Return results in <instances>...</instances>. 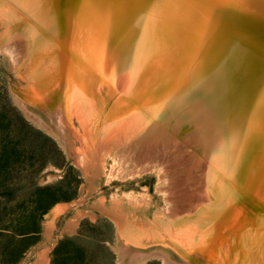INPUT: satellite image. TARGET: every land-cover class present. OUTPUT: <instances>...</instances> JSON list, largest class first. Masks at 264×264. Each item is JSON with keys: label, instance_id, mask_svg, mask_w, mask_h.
Here are the masks:
<instances>
[{"label": "rangeland", "instance_id": "obj_1", "mask_svg": "<svg viewBox=\"0 0 264 264\" xmlns=\"http://www.w3.org/2000/svg\"><path fill=\"white\" fill-rule=\"evenodd\" d=\"M43 1L38 5L40 10L57 0H46L44 4ZM118 3L117 0H67V5L63 4L67 18L64 41L72 49L68 41L78 38L73 46L76 50H84L89 57L85 64L81 62L83 66L75 65L78 62L74 57L78 53L74 47L68 51L65 44L57 45L63 49V58L57 56V60L48 58L47 62L38 63L29 57L17 64L11 53L0 49V264H124L119 259L118 222L108 208L118 205L126 212L124 216L131 225L164 214L167 198L160 187L164 177L158 167H135L132 161L119 154V148L101 156L95 151L90 157L84 140L73 132L66 147L59 137L27 117L14 98V93H19L45 108L46 104L53 103L55 93L63 91L74 127L86 140L88 134L95 139L110 128L115 130L116 125L130 131L132 122L147 124L152 113H177L178 104L189 95L196 82L197 77L187 72L197 65L194 56L182 58L174 52L145 51L137 60L136 74L130 77L132 82L129 79L125 86L120 84L116 58L109 50H105L106 56L101 58L104 69L93 62L95 52L100 56L99 42L106 37V27L111 30L116 22ZM94 7L96 10L92 9ZM58 8L61 16L62 7ZM104 9L106 12L102 11ZM6 18L0 14V36L6 32ZM211 71L216 75L212 81L204 78L207 82L202 88L207 92L205 98L225 124L238 129L237 137L241 140L230 151L234 157L230 158L228 175L237 174L243 185L249 187L248 195L253 194V197L242 196L243 208L248 210L246 215L239 208V198L229 206L240 210L233 211L225 221L230 222V227L242 229L252 220L261 222L253 216V211L264 204V139L259 134H251L246 113L249 107L255 116L250 124H257L258 118L264 115L263 101L247 87L249 82H241L231 75L219 76L217 73L222 72L219 67ZM257 73L264 79L263 69ZM241 83L249 93L243 92ZM261 89L264 91V83ZM244 95L249 96V101ZM259 103L261 107H257ZM41 195L50 196L49 202L52 196L56 199L45 213L44 205L38 201ZM204 213L208 215V211ZM220 218L210 222L191 218L189 222L172 223L169 232L161 228V237L144 236L140 240L150 245L166 243L185 257L187 253L191 255L190 247L201 249L205 253L195 255L199 264H218V260L225 264L220 259L225 248L230 246L233 254L238 252L237 235L227 233L224 228L228 223ZM258 244L264 252V239ZM263 258L262 253L257 256L259 264H264ZM138 264L164 263L159 257H151ZM226 264H231L227 257Z\"/></svg>", "mask_w": 264, "mask_h": 264}, {"label": "bare ground", "instance_id": "obj_2", "mask_svg": "<svg viewBox=\"0 0 264 264\" xmlns=\"http://www.w3.org/2000/svg\"><path fill=\"white\" fill-rule=\"evenodd\" d=\"M42 1L0 0V14L8 20L6 32L0 36V49L11 53L17 64L29 57L36 63L41 60L47 62L48 58L57 60L62 56L63 50H60L58 44H65L68 51L77 49L73 43H78V38L77 40L74 38L73 42L71 39L68 41L71 42L72 49L64 41L67 18L64 16L63 4H66L67 0H57L55 4L48 3L47 7L42 6L40 10L38 5ZM117 1L120 13H117L116 22L110 27L111 30L106 27V37L99 42L100 56L95 52L93 62L99 63V67L104 69L101 58L106 56L105 50H109L116 58L120 84L125 86L124 83L136 74L137 62L145 51L155 54L162 53L161 50L164 54L174 52L182 58L187 55L194 56L193 61L197 62V65L190 67L187 72L197 77L196 82L192 85L189 95L178 104L177 113H152L149 120H146L147 124L137 125L132 122L130 131L116 125L113 127L115 130L110 128L95 139L88 134L86 140L74 127L69 113L70 108L69 110L67 108V95L63 91L54 94L53 103L46 104V109L26 100L19 93H14V98L27 117L59 137L66 147L73 132L84 140L90 157L94 156L95 151L101 156L108 150L113 152L112 150L119 148V154L132 161L135 167L144 166L150 169L158 167L162 172L164 182L160 187L167 198L163 215H157L154 220L140 222L139 225L135 223L132 226V222L124 216L126 212L118 205L115 208L106 207L118 222V250L122 263L138 264L151 257H159L164 264H199L195 255L198 252L205 253L201 249L190 247L191 255L187 253L185 257L178 255L179 252L176 250L177 254L175 248L166 243L150 245L142 243L140 239L144 236L161 237V228L169 232V224L189 222L191 218L201 221L207 219L210 222L221 217L220 221H225L230 219L233 211L237 212L240 209L244 215L247 214L248 210L243 208V197H247L249 187L243 185L237 174L228 175L230 158L233 160L234 157L230 151L236 143L241 142L237 137L238 129L225 124L223 118L216 114L210 101L205 98L207 92L202 88L207 84L204 78L206 81H212L216 74H212L211 70L219 67L222 72L217 75L222 77L231 75L241 82H249L250 86L247 87L253 94L257 93L260 101H263L261 103L264 110V91L261 89L264 79L257 73L260 69L264 70V0ZM58 7H62L61 16ZM105 10L102 11L106 12ZM88 11H91V7L87 13ZM2 21L4 22L3 19ZM69 33L71 36L74 35L72 31ZM85 33L87 35V32ZM143 48L146 49L141 51ZM76 51L78 54L74 59L79 64L75 65L83 66L82 63L87 62L86 58L89 61V57L84 50ZM45 53L48 56H45ZM130 81L132 82V79ZM247 87L242 85L245 94L249 90ZM175 98L177 99V96ZM245 99L249 101V96ZM254 102L252 99L253 104ZM259 105L260 103L257 107H261ZM172 109L173 107L171 111ZM246 110L251 134H259L263 140L264 115L258 118L259 124L254 122L250 124L255 116L251 114L249 107ZM244 124L247 125V120H244ZM258 195L260 196V192ZM250 197H253V194ZM236 198H239L237 203L240 204V209L229 207ZM260 205L253 211V216L260 218V223L258 220L257 222L252 220L254 225H251V221L239 229L232 225L230 227V222L225 221L228 223V227L224 228L227 229V233L234 237L237 235L235 240L238 249V252L233 254L230 246L225 248L223 258H220L225 264L226 257L231 264H259L257 256L261 253L264 255L258 244L264 239V204ZM205 211H208V215H205ZM209 212L213 213L209 215ZM217 262L223 264L219 260Z\"/></svg>", "mask_w": 264, "mask_h": 264}, {"label": "trees", "instance_id": "obj_3", "mask_svg": "<svg viewBox=\"0 0 264 264\" xmlns=\"http://www.w3.org/2000/svg\"><path fill=\"white\" fill-rule=\"evenodd\" d=\"M49 197L50 196H40V198L38 199V201H39V203L43 206V208L45 209L44 210V213H45V211H47L50 207H51V205L53 204V203H55V201H56V199L54 198V196H52V200L49 202ZM24 233H22V235H23Z\"/></svg>", "mask_w": 264, "mask_h": 264}, {"label": "water", "instance_id": "obj_4", "mask_svg": "<svg viewBox=\"0 0 264 264\" xmlns=\"http://www.w3.org/2000/svg\"><path fill=\"white\" fill-rule=\"evenodd\" d=\"M23 111V110H22ZM24 112V111H23ZM25 113V112H24Z\"/></svg>", "mask_w": 264, "mask_h": 264}]
</instances>
